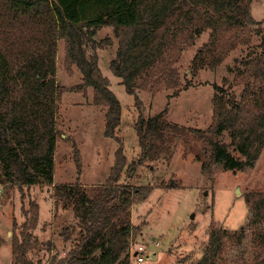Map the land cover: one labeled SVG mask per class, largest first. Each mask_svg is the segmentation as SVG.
Segmentation results:
<instances>
[{"label": "trees", "instance_id": "obj_1", "mask_svg": "<svg viewBox=\"0 0 264 264\" xmlns=\"http://www.w3.org/2000/svg\"><path fill=\"white\" fill-rule=\"evenodd\" d=\"M251 0H0V186L23 192L24 187L53 184L56 97L54 80L58 39H63L65 62L82 74L76 89L92 87V102L105 106L104 135L118 141L106 181L86 188L80 182L81 155L72 142L77 177L74 182L53 184L54 209L70 211L75 225L66 226L64 240L76 230L63 256L52 255L48 264H129L133 235L140 231L131 220V205L150 193V185H131L136 170L172 155L176 140H183L205 167L208 161L223 169L253 167L264 148V34L259 53L244 61L245 80L236 95L215 85L212 121L205 129L171 122L166 111L145 117L138 91L161 84L176 88L179 71L174 64L195 37L209 31L191 65L212 55L210 65L223 61L228 52L249 36L239 37L257 22ZM111 26L117 38L109 68L125 90L134 95L137 118L134 130L140 152L127 160L122 140L116 135L121 122L120 103L109 89L98 66L97 49L109 38L95 41L87 28L97 31ZM88 49L90 50L88 52ZM254 83L251 87L250 83ZM122 174L124 180L122 181ZM163 188L177 187L163 181ZM23 210L26 221L11 236L13 264H32L29 252L39 246L32 230L38 219V204L31 200ZM264 209V203L262 202ZM263 217V216H262ZM16 227V223L13 224ZM227 233L214 228L205 248L211 264ZM264 234V233H263ZM264 236L256 241L250 264H264ZM48 244H50L48 242ZM262 244V245H261ZM249 264V263H245Z\"/></svg>", "mask_w": 264, "mask_h": 264}, {"label": "rangeland", "instance_id": "obj_2", "mask_svg": "<svg viewBox=\"0 0 264 264\" xmlns=\"http://www.w3.org/2000/svg\"><path fill=\"white\" fill-rule=\"evenodd\" d=\"M250 9L257 23L237 32L239 37L249 36L248 41L239 42L221 63L211 66L212 55L206 53L197 66L191 65L197 50L208 40L209 31H203L174 64L180 75L178 87L157 84L138 91L146 118L165 110L168 120L180 126L205 129L210 125L215 85L238 95L245 85L240 75L244 61L259 53L264 34V0H251ZM86 32L95 41L110 39L104 48L97 49L98 66L120 103L121 122L116 135L122 140L127 160L136 159L140 148L134 130V95L126 92L120 78L109 68L117 38L111 26L95 32L87 28ZM54 80L59 90L53 184L71 183L77 177L73 141L81 155L80 182L89 189L101 185L112 166L118 141L104 135L106 107L93 104L92 87L76 89L82 84V74L75 64H66L63 39L57 41ZM194 155L183 140H176L169 158L147 161L128 179L131 185L152 186L146 198L131 205L132 223L140 227L139 233L133 235V243L149 246L144 264H211L205 248L210 231L220 228L227 235L212 264H250L256 241H262L264 236V148L247 170L223 169L212 161L202 167L203 161L196 160ZM163 181H175L177 187H160ZM53 184L24 187L23 192L15 186L4 192L0 186V264L14 263L11 236L13 232L18 234L27 220L22 207L28 209L31 200L38 204L37 224L32 233L40 242L29 252L31 263L48 264L52 255L63 256L70 248L77 228L68 241L61 232L64 227L75 225V220L70 211L54 209ZM154 241L158 242L155 247Z\"/></svg>", "mask_w": 264, "mask_h": 264}, {"label": "built area", "instance_id": "obj_3", "mask_svg": "<svg viewBox=\"0 0 264 264\" xmlns=\"http://www.w3.org/2000/svg\"><path fill=\"white\" fill-rule=\"evenodd\" d=\"M158 242L154 241L153 246H157ZM150 252L149 246L144 242H134L130 248L129 264H144Z\"/></svg>", "mask_w": 264, "mask_h": 264}]
</instances>
